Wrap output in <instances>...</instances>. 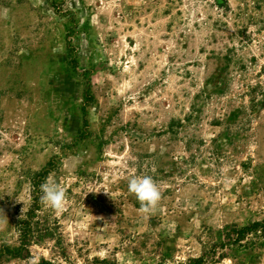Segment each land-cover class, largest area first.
Here are the masks:
<instances>
[{"label": "rangeland", "instance_id": "rangeland-1", "mask_svg": "<svg viewBox=\"0 0 264 264\" xmlns=\"http://www.w3.org/2000/svg\"><path fill=\"white\" fill-rule=\"evenodd\" d=\"M261 220L264 0H0V264H264Z\"/></svg>", "mask_w": 264, "mask_h": 264}, {"label": "clouds", "instance_id": "clouds-1", "mask_svg": "<svg viewBox=\"0 0 264 264\" xmlns=\"http://www.w3.org/2000/svg\"><path fill=\"white\" fill-rule=\"evenodd\" d=\"M40 190L42 192L41 202L45 206L56 213L65 210L67 203V190L65 187L50 177L41 185ZM128 191L138 200L140 211L145 216L153 214L162 200V192L150 176H132L128 178ZM88 192L98 193L99 191L89 190ZM33 264H38V260H34Z\"/></svg>", "mask_w": 264, "mask_h": 264}, {"label": "trees", "instance_id": "trees-1", "mask_svg": "<svg viewBox=\"0 0 264 264\" xmlns=\"http://www.w3.org/2000/svg\"><path fill=\"white\" fill-rule=\"evenodd\" d=\"M31 230L27 227L23 228L22 232H21V244H25L26 242V238H28L30 234ZM235 235V236H234ZM251 236V238L253 237L254 240H256L255 243L256 246H264V220L261 221H256L253 224H249L247 226L241 227V228H234V229H230L229 233H225V238H227V241H225V245H236L239 243V241L241 239H243L244 237H248ZM236 237V238H235ZM259 239V240H258ZM251 242V240L249 241ZM253 244V243H252ZM251 244V247H252ZM21 249V248H20ZM20 249L18 250H13L10 253H13L14 255L19 254L20 253ZM16 251V252H15ZM203 257H201V259H199L198 261H201Z\"/></svg>", "mask_w": 264, "mask_h": 264}]
</instances>
